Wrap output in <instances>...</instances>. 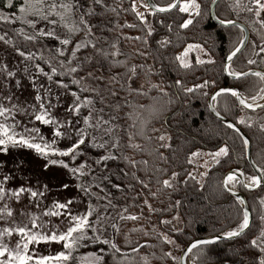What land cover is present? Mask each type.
Wrapping results in <instances>:
<instances>
[{
  "label": "snow or ice",
  "instance_id": "6c2138e0",
  "mask_svg": "<svg viewBox=\"0 0 264 264\" xmlns=\"http://www.w3.org/2000/svg\"><path fill=\"white\" fill-rule=\"evenodd\" d=\"M212 4L215 5L217 0H211ZM253 7L247 8L246 10L249 13L254 14V23L259 25V29L264 30V19H260L261 13L264 12V0H251ZM105 4V0H0V8H5L10 13L9 15L0 12V21L6 23H12L13 21H19L23 24H26L28 27L33 29V34L28 35L25 33L23 28H17L15 31L24 37L27 41H37L45 40V43L41 44V47H48L50 53H55V55H50L48 59H45L43 56L40 57L41 61L48 65L50 68L49 72L40 66V64L35 65V70L37 74L46 75L49 82H53V75L57 74L58 69L59 75L63 76L65 74L73 76L74 74L78 75L80 71L85 70L83 65L91 63L95 58V62L100 65L101 68L104 67L103 62H107L111 67L115 66H126V59L119 60L115 57L123 55L120 50L117 48V41H112L108 43V38L102 35L105 22L101 20L99 23L101 25V33L97 34L95 32L96 25L92 22V18L101 15L102 13H97L96 8ZM139 7L143 8L144 11L137 10L136 0H132L131 11L136 15L138 20L144 27L147 28V34L144 37H127L125 39L131 40H141L145 45L148 44L149 38L153 36L154 28L148 21V17L151 16L154 19L160 13H169L178 8L180 13H187L188 18L183 19L182 23L178 24L179 29H187L193 23V16H199L201 14V3L198 0H165L163 5H159L155 0H140ZM231 7L239 8L240 0H234V4ZM115 9H113L114 11ZM19 13V15H17ZM212 15V13H209ZM55 16L56 19L52 17ZM31 17V19H29ZM73 17L71 23H69V18ZM217 22L220 26L228 28L234 27L240 29V38L238 42L235 43L232 49L226 54V56L221 61L222 71L226 76L233 79H243L248 76H254L259 79L262 85H264V72L252 71L249 69L247 72L236 71L232 69L231 65L234 58L240 53L244 47L247 46L248 41L245 34L244 27L237 23L234 20L227 18L216 17ZM43 21L46 22V28L38 27V24ZM107 23H111L108 21ZM157 23L160 25L164 24L163 19L157 20ZM60 24L63 28L66 29V34L61 37L57 35L55 31V26ZM123 26L133 28L136 25L134 24H125ZM169 31H171V23L167 25ZM254 32H257V35L260 39L259 50H256L255 42H252L251 49L252 55L259 56L261 53H264V32L258 31L255 27L252 29ZM83 31L85 34V39L75 41V44H72L71 35L77 32ZM111 31V29H108ZM6 35V34H5ZM0 40H5L4 36H0ZM47 40H53L56 42L55 45H48ZM104 41V44H101V41ZM10 40H5V43H10ZM155 43L160 47H165L167 44H170L171 41L167 37L162 39L155 40ZM107 45L105 47L104 45ZM69 46H71V52L67 60H59L56 65L52 64L53 60H57V57H64L65 52L68 51ZM91 48L94 50L92 56H85L83 61L76 63V66H72L73 61L77 58V53L81 49ZM111 48L113 51H109ZM193 50L197 51V56L195 57L194 63L188 59V55ZM16 52L26 59H32L34 53L21 51L20 48H16ZM137 54L140 56H147L146 52H140L137 50ZM174 60L178 61V66L180 69L191 70L193 67H198L206 64H214L215 60L209 54V51L203 47L201 44H187L183 50L174 56ZM247 63L249 65L255 64L256 61L253 59H248ZM143 70L144 65H131L126 68L127 73L123 79L126 81V85L129 93H136L138 96H148V91H145V83H140L138 86L133 87L136 83V78L138 77L137 68ZM27 71V69H25ZM152 69L149 68L148 72L145 75H149ZM7 75L11 77L12 72H8ZM119 74H112L108 77L109 83L118 82ZM86 77L88 79L103 80L105 77L103 75L93 77L92 72L86 71ZM85 76H80L79 79L73 78L70 83L77 84L80 86V91H91L99 97L101 104L104 103L105 97L100 95L99 88H88L81 82L85 80ZM33 79V88H36L35 77ZM55 84L60 88L67 89L68 84H65L63 80H55ZM147 88L149 90L155 89L160 93L161 97H167L169 93L165 90V87L161 84H154L150 80L146 81ZM174 86L177 89H182L185 94H194L198 90L207 89L209 87L215 88L216 90L211 94L207 91H201L202 96H210V101L207 104V107L216 113L218 118H221L219 111H216V104L218 97L222 95H230L235 97L236 101L243 108L255 109V108H264V104H256L255 101L257 98H264V87H261L256 95L251 96L249 99L251 103L245 98L243 93L238 87H217V82L215 79L208 80L205 79L201 83H195L191 87L184 86L183 79L177 78L173 81ZM19 85V81H17ZM43 87V85H41ZM125 85H121V90ZM171 87V86H169ZM51 89H45V96L50 94ZM109 95L112 97L117 96L116 91L108 90ZM71 95L75 98L73 104L68 106V111L71 115H78L82 107H88V115L83 116V126L77 127L73 124L71 118L66 121H58L56 118L52 117L45 107V103L42 102L43 97L40 92L37 91L35 100L40 102L39 111H33L31 114L35 121H39L43 125H52V136L51 141H45L43 136H38L37 138L42 143L34 142V139L31 135L28 137L20 136L19 139H16L15 134H9L8 129L5 125L0 124V152H6L7 146L9 144L13 146H22L29 149L35 150L36 153L45 157L46 163L44 168L47 169L50 165H60L63 168L68 169L74 176L79 179L81 176L86 174H91V180L86 184H77V187L84 193L85 196L91 198L95 197L97 201L106 200L107 203L103 205L105 211L103 213H96V208L92 205L91 200H89L87 211L81 213H74L70 207L73 204L72 199H68L65 202L61 203L59 201H54L50 208L45 210V215L50 217H62L61 223L67 221L66 229H58L57 226H53L47 234L40 231H31L26 227H18L14 231L19 234H22L21 241L17 243V249L15 251L9 250L7 246L0 245V257L7 255V259H0V264H29L30 261H34V264H72L74 260L79 261L80 264H107L106 257H110L112 264H126V261L130 259L129 252L122 251L120 247L117 246L115 242L116 236L120 233L119 221L126 220H137L139 216L133 214H127V208H121L120 211L116 212V217H113L111 212L108 209L115 210L118 206L113 203V194L110 191L102 186L103 181H107L108 185L115 189L116 192L124 191V186L118 183H112L110 177L103 172L100 177H97L95 173V167L100 166L101 164L107 167V162L110 161H121L124 163L127 169H136L137 171L143 170L145 173L149 171L148 169V160L140 159L135 160L131 156L125 154L124 148H130L137 153H147L150 156H154L159 161L167 163L168 157L165 156L164 150H171L173 148L172 140L173 137L168 134L167 131H163L159 128H148V125L153 119H158L160 114L163 111L162 106L157 107L159 103L158 97H149L152 101L151 103L131 105L127 104L132 110L125 112L124 116L127 117V120L131 123L127 124L123 131L127 136V143H121L120 135H113L115 129L120 128L121 125L113 124L111 121L119 119V116L113 115L109 120L103 119L101 116H97L95 119V124L90 123L92 119V111H95V103L92 97H84L83 100L80 99L77 92H71ZM6 99H11V97H6ZM58 99V98H57ZM168 104L172 103L171 98L168 99ZM127 103V102H125ZM49 107H55L51 103V100L48 101ZM113 109L114 112H118L121 109L120 103H110L108 105ZM13 107H16L13 105ZM35 109V106H33ZM227 110V109H225ZM11 110L0 106V115L4 113H9ZM98 111H103V108ZM166 122V121H165ZM243 117L239 118L236 123L227 122L226 126L229 129H232L238 136L241 142V154H247L250 149L249 141L245 136L240 132V129L237 127V124L245 123ZM79 123V120L77 121ZM264 128V125H261ZM91 128L96 135H92L88 129ZM129 129H135V131H129ZM29 133L36 132L39 133V129L33 127L31 129H25ZM148 131L156 133V135H148ZM74 134V138H73ZM103 136H107L108 140H103ZM66 137L70 140V144L64 148H58L55 145L58 143L59 138ZM136 137H139L141 140L145 141L142 145L141 143L135 142ZM111 141L110 148L108 147L109 142ZM153 142H155V147H152ZM92 149L102 150L97 154L95 159H92L87 154L91 152ZM229 146L225 143L223 145L217 146L214 151L203 152L200 149L195 151H190L187 155V163H194V158L201 156H208L211 158L213 164H221L226 162L222 161L221 158L229 157ZM119 153L118 155L116 153ZM53 156L61 157H70L72 161H76L77 157L85 156V162L80 163L76 167H70L68 163L64 160L51 158ZM90 161V162H89ZM208 162L205 161V167H207ZM143 166V169L138 168ZM3 165H0L2 168ZM87 169V172H85ZM151 171L154 173L153 177L148 178V180L141 179L137 176L136 171H125L120 170L121 175L131 176L137 184L142 188L149 189V195L156 197L157 193L152 192L149 188V183L151 179H155L156 183L159 184L160 191L164 189L176 190V184L184 183L187 184L189 180L195 181V183L200 184V181L196 179V176L192 171L186 172L183 180H180V173L177 171H172L170 176L167 179H160L158 174L167 173L166 168L153 165ZM259 174H250L246 175L243 170L240 169H230L227 174L224 175L222 180V187L228 193H231L235 197L236 201L240 205L245 204V200L238 196L234 191L236 184H240L243 188L253 189L257 187H264V166H261L257 169ZM201 177L207 175V172L199 173ZM240 177H245L240 179ZM10 179L8 174H4L3 178L0 179V199H3L5 196H14L19 200L21 193L28 192L31 197H36L37 195H43V193H38L33 191L31 188H24L23 186L9 189L5 187V184ZM62 187L67 188L68 185L64 184ZM93 187L99 189V192L93 191ZM131 187L130 185L128 186ZM203 187V185H201ZM47 188V185H45ZM103 193V195H101ZM139 195V194H138ZM261 210L258 213L259 226L256 232H251V223H250V211L247 208H243L241 212L240 219L237 221V224L234 228L229 229L228 231L222 232L220 235H213L207 239H196L192 240L187 246L186 249H182V255L180 257L172 256V253L169 251L165 253L166 256H170L174 261H177L178 264H182L183 258L189 256L193 252V249L198 248L201 245H210L220 240L221 237L224 238H233L240 237L245 235L246 230H249L250 237L247 239L244 247L249 249V252L245 257H241L239 264H264V198H261L260 201ZM143 204L148 207L149 212L160 211L152 207L147 199L143 200ZM181 204L180 200H176L174 205L169 207H179ZM167 209H164L166 211ZM255 211V209H253ZM11 214L9 210V215ZM95 215L94 220H90L91 216ZM174 220H178L179 216L172 217ZM161 224H170L171 220L162 219ZM33 227H39L36 225L35 219H33ZM111 230L112 235H106V233ZM11 229L5 228L3 232H0V236L5 233L11 234ZM131 231H137V229H132ZM173 231H180L179 229H173ZM147 235V233H145ZM160 238L166 244H176V241L171 237L160 234ZM51 243L55 242L57 244H62V250L57 252L55 255L47 256H33L29 255V244H38V243ZM21 243L23 245L21 250ZM131 241L128 240L127 235H125V244H130ZM98 246L96 251L85 253L83 256H74V253L77 252L82 247L88 246ZM106 246V247H104ZM142 247H151L147 243L141 245L137 244L136 247L130 249L131 253H136ZM179 247V246H177ZM119 254V256H118ZM144 264H148L147 257H142Z\"/></svg>",
  "mask_w": 264,
  "mask_h": 264
},
{
  "label": "trees",
  "instance_id": "16d2710c",
  "mask_svg": "<svg viewBox=\"0 0 264 264\" xmlns=\"http://www.w3.org/2000/svg\"><path fill=\"white\" fill-rule=\"evenodd\" d=\"M198 1L201 3V14L193 16V23L187 29L178 28V24L182 23L183 19L188 18V14L180 13L178 8L169 13H160L155 19L151 17L154 33L149 38L148 44L145 45L142 39L131 40L124 38L125 36L144 37L147 34V28L140 23L136 15L131 11L132 0H105L104 5L96 8V12L102 13V16L97 15L92 18V22L96 25L95 32L97 34L101 33L99 22L103 20L105 26L102 35L108 38V43L117 41V48L123 55H119L115 59H126V66L111 67L107 62H103L104 67L101 68L94 58L91 63L86 62L83 65L85 70L80 71L78 75L69 76L65 74L61 76L59 75V69L57 74L53 75L54 79L63 80L65 84H68L69 90L77 92L81 100L86 96L92 97L96 110L103 108V111L119 116V119L115 120V122L117 125H121L120 128H117V135L121 136V143L123 144L127 143V136L124 134L123 129L127 124L131 123L124 116L125 112L132 110L127 104L147 105L152 102L149 97L160 98L157 107L162 106L163 111L158 119L151 121L148 128H159L167 131L173 137V148L171 150L160 149L169 158L168 162H161L147 153H137L125 147V154L131 156L133 159L148 160L149 171L147 173L143 170L127 169L121 161L107 162L106 168L104 164L95 167L97 177H100L103 172L110 177L112 183L124 186V191L116 192L115 189H112L108 185L107 181H103L102 183L106 191L112 192L114 197L113 203L118 206L115 210L108 209L112 216L116 217V212L120 211L121 208H127L125 215L133 214L139 216L137 220L119 221L120 233L116 236L115 242L122 251L129 252L130 259L126 261V264H144L142 257L145 256L148 259V264H178L170 256L165 255V253L170 251V244H166L160 238L162 232L158 228L172 233L180 244V247L177 248L174 254L171 252L172 256L175 257H180L181 250L196 238L221 234L234 228L240 219L243 207L236 201L234 196L223 189V177L227 171L233 168L242 169L246 175L256 174L248 160L247 154H241V142L237 134L232 129L227 128L226 123L218 119L211 109L207 107L210 96L201 95V91H207L211 94L216 89L209 87L198 90L194 94H185L182 89H177L173 84V81L177 78H182L184 86L187 87H191L195 83H201L205 79H215L217 87L236 86L240 88L247 99L256 95L260 88L264 87L257 77L248 76L237 80L223 73L221 61L229 50L233 48L235 43L238 42L240 29L231 26L228 28L220 26L213 19L212 15L209 14L211 13V0ZM244 1L240 0L239 8L231 7L234 4V0H220L216 6V14L219 18L241 21L248 26L251 33L248 45L232 62L231 67L236 71L243 72L249 69L264 70V53L254 56L251 49L252 42L256 44L255 37L257 35V32L252 30L253 27L261 32H264V30L259 29V25L254 23V14L246 10L248 7L246 4H242ZM155 2L163 5L165 0H155ZM113 9L115 10L113 11ZM159 19L164 20L163 25L157 23ZM108 21H111V23H107ZM126 23L136 26L133 28L123 26ZM169 23H171V31L167 28ZM17 28H23L19 21H13L12 23L0 21V34L10 40L15 47L20 48L26 53H34V58L38 64H40L45 72H49L50 68L41 61L40 57L43 56L45 59H48L50 55H55V53H50L48 47H41V44L45 43V40H40L39 42L25 40L23 36L15 31ZM108 29H111V31H108ZM162 35H166L171 41L170 44H167L163 48L155 43V40L161 39ZM79 37L85 38L83 31L78 32V36L71 39L73 45L74 40L79 39ZM46 42L48 45L56 44L53 40H47ZM189 42H199L207 46L213 54L215 63L193 67L191 70L180 69L178 61L174 60V56L179 54ZM101 44H104L103 40ZM104 46L107 47L106 44ZM108 50L113 51L111 48ZM137 50L146 52L147 56L138 55ZM256 50H259L257 44ZM70 52L71 46L65 52L64 57H57V60H53L52 64L56 65L61 59L67 60ZM93 52L94 50L91 48L81 49L77 53V58L73 61L72 66H76L77 62L83 61L85 56H92ZM248 59H253L256 63L249 65L247 63ZM141 64L144 65V68L143 70L139 67L137 68L139 75L133 87L138 86L140 83H145L144 90L148 91V96H138L134 92L130 94L126 81L123 79L124 76L130 75L126 71L127 67ZM149 68L152 69L151 73L145 75ZM86 71L92 72L93 77L103 75L105 78L103 80L88 79ZM114 73L119 74L118 82L109 83L108 77ZM80 76L86 77L81 83L88 88H99L100 95L105 97L103 104H101L99 97L95 93L91 91L81 92L79 85L70 83L71 79H79ZM148 80L154 84L164 86L169 95L161 97L157 90H149L146 84ZM122 84L125 85L123 90H121ZM108 90L116 91L117 96H110ZM169 98L172 100L171 104L167 102ZM113 102L121 104V109L118 112H114L108 106ZM215 104L216 109L233 123H236L241 117L245 119V123L237 125L250 138L252 156L256 165L259 168L264 166V128L261 127V125H264V108L256 111L248 110L240 106L235 97L230 95L218 97ZM88 110V107H82L79 116H85ZM129 131H135V129H129ZM147 134L156 135V133L150 131ZM135 142L142 145L145 143L139 137H136ZM225 143L230 149L229 157L222 158V161L226 160V162H222L219 165L214 164L207 172L205 180L200 182V184L189 180L187 184H176V190L164 189L160 191L161 186L156 183L154 178L151 179L149 188L152 192L157 193L156 197L149 195V189L142 188L130 175L123 176L120 172L121 169L136 171L138 177L148 180V178L154 176V173L151 171L153 165H157L168 170L167 173L158 174L161 180L170 176L172 171L179 172V179L183 180L186 172L190 171L191 164L187 163V155L190 151H195L196 149L215 150L217 146ZM152 147H155V142H153ZM101 151L99 149H92L87 155L95 159ZM116 154L118 155L119 153L117 152ZM57 157L68 163L70 167H76L77 162H85V156L77 157L76 161H72L70 157ZM138 168L143 169V166L138 165ZM85 172H87V169H85ZM91 178V174H86L79 179L90 181ZM87 181H85V184ZM129 185L131 186L130 188L128 187ZM237 185L238 189L246 196L253 214L251 232H256L259 226L258 213L261 210L259 201L261 198H264V187L250 191L243 188L240 184ZM92 190L99 192V189L95 187ZM92 198L96 200L94 196ZM144 199H147L153 208L160 211L149 212L148 207L143 204ZM176 200L181 201L180 206L178 208L169 207L170 205H174ZM98 202L102 205L107 203L106 200ZM164 209L167 210L164 211ZM176 213H179L183 220V226L178 232L173 231L172 222L166 225L160 223L162 219H167ZM116 219L118 220V217ZM134 228L137 231H131ZM106 235L111 237V230ZM125 235L131 241L130 244H125ZM249 237L250 232L248 230L245 235L233 240H220L210 245H201L193 249L191 253L193 264H239L241 257H245V260L247 259L246 254L249 252V249L245 248L244 245ZM145 243L151 245V247H142L136 253L130 252L132 247ZM97 247L93 245L89 246L88 249L94 248L96 250ZM106 261L107 264H112L110 257H106ZM72 264H80V262L74 260Z\"/></svg>",
  "mask_w": 264,
  "mask_h": 264
},
{
  "label": "rangeland",
  "instance_id": "374dc122",
  "mask_svg": "<svg viewBox=\"0 0 264 264\" xmlns=\"http://www.w3.org/2000/svg\"><path fill=\"white\" fill-rule=\"evenodd\" d=\"M136 3L137 10L144 11L143 8L139 7L140 0H136ZM242 4H246L248 8L253 7L251 0H245ZM0 12H3L6 15L10 14L5 8L0 9ZM52 18L56 19L55 16ZM29 19H31V17H29ZM260 19H264V12L261 13ZM71 20L72 17L69 18V23H71ZM148 21L152 26L151 16L148 17ZM21 26L27 34H33L32 28L23 23H21ZM38 27L46 28V22L41 21L38 24ZM55 31L57 35L61 37L66 34V29L60 24L55 26ZM0 36L3 35L0 34ZM75 36H78V32L72 34L71 39ZM163 37L167 36L162 35L160 38L162 39ZM83 39L85 38L79 37L77 40ZM5 40L8 39L5 37ZM5 40H0V106L9 108L11 111L0 115V124L5 125L9 134L14 133L16 139H19L20 136L28 137L31 135L33 138H36L34 139V142L37 143H42L37 138L38 136H43L45 141H51L53 139L52 125H43L39 121H35L31 115L34 110L39 111L40 102L35 100L36 93L39 91L43 97L42 102L45 103V107L48 109L52 117L56 118L58 121H66L71 118L74 125L82 127L83 117H80L79 114L71 115L68 111V106L73 104L75 99L71 95L72 91L68 88L65 89L58 87L54 82L56 80L54 78L53 82L50 83L46 75L37 74L35 65L38 64V62L35 58L26 59L25 57L20 56L16 52V48L18 47H15L11 42L5 43ZM77 40H74V44ZM255 40L258 47H260V39L258 35H256ZM190 43L203 45V47L207 49L209 54L213 57L210 49L203 43L189 42L187 44ZM197 54V51L193 50L189 53L188 59L194 63ZM25 69H27V71H25ZM8 72H12L13 75L9 77L7 75ZM33 77H35L36 88H33ZM17 81H19V85H17ZM41 85H43V87H41ZM48 88L51 89L50 94L45 96V89ZM6 97H11V99H6ZM49 100H51V103L54 104L55 107H49ZM261 101H264V98H257L255 102ZM13 105L16 107H13ZM33 106H35V109ZM89 110L85 115H88ZM98 115L103 117L105 120H109V118L113 116L110 112L95 110L92 111V119L90 123L95 124V119ZM78 120L79 123H77ZM111 122L116 124L115 120ZM33 127L39 129V133H29L28 131H25V129H31ZM88 131L92 135L97 134L91 128H89ZM113 135H117V129L114 130ZM108 139L109 138L107 136H103V140ZM69 144L70 140L66 137H62L59 138L58 143L55 146L62 149ZM110 144L111 141L108 145L109 148ZM200 150L203 152L214 151L204 149ZM51 158L59 159L57 156H53ZM205 161L208 162L207 167L204 166ZM45 163V157L36 153L35 150L19 145L13 146L9 144L6 152H0V165H3V167L0 168V179L3 178L4 174H8L10 177L8 182L5 184L6 188L15 189L23 186L24 188H31L33 191H37L38 193H43V195L31 197L28 192H24L21 193L19 200H17L14 196H5L3 199H0V232H3L5 228L13 230L11 231V234L5 233L0 236V245L7 246L9 250L15 251L17 249L18 241H21L22 234L14 231L18 227H26L31 231H40L45 234H47L54 225L57 226L58 229H66L67 221L61 223V220L63 219L62 217H50L45 215V210L50 208L54 201L63 203L68 199H72L73 204L70 206L72 211L74 213H81L87 211L89 200H91L92 205L96 208L97 214L105 211L102 204L93 198L91 199L85 196L84 193L77 187V184H85V181H87L86 179H77V177L69 172L68 169L63 168L60 165H50L47 169H45ZM80 163H82V161L77 162V165ZM213 165L214 164L212 163L210 157L201 156L194 158V163L191 164L190 171L193 172L200 182H203L206 175L201 177L199 173L208 172ZM64 184H67L68 187H62ZM45 185H47V188H45ZM235 190H239L237 184ZM9 210L11 212L10 215ZM177 215L179 216L178 220L172 219V217ZM33 219H35L36 225L39 227H33ZM89 219L94 220L95 215L91 216ZM167 219L171 220L173 229L180 230L182 228L183 220L179 213H176ZM158 229L162 232V234H165L176 241V244H170V252L174 254L177 251V248L180 247V244L174 238L172 233L161 230L160 228ZM22 247L23 245L21 243V250ZM88 247L80 248L74 253V256H83L85 253L96 251L94 248L88 249ZM61 250L62 244H57L55 242H41L38 244H29L28 254L33 256H47L55 255ZM7 258L6 254L4 257H0V259ZM186 258H188V264L194 263L191 253ZM29 264H34V261H30Z\"/></svg>",
  "mask_w": 264,
  "mask_h": 264
},
{
  "label": "water",
  "instance_id": "95a60500",
  "mask_svg": "<svg viewBox=\"0 0 264 264\" xmlns=\"http://www.w3.org/2000/svg\"><path fill=\"white\" fill-rule=\"evenodd\" d=\"M219 2V0H217V3ZM217 3L215 4V5H213V4H211V13H212V17H213V19H215L216 20V22H217V19H216V17H218L217 16V14H216V5H217ZM234 21H236L237 23H239L240 25H242L243 27H244V30H245V34H246V37H247V41H248V43H249V40H250V35H251V33H250V29L248 28V26L246 25V24H244L243 22H241V21H238V20H234ZM248 45V44H247ZM246 47H244L243 48V50L245 49ZM243 50L240 52V53H238V55L234 58V60L243 52ZM233 60V61H234ZM252 71H260V72H264V70H262V69H251ZM247 71H249V70H247ZM247 71H244V72H247ZM222 87H236V86H222ZM240 89V88H239ZM241 91V90H240ZM246 98V97H245ZM247 99V98H246ZM248 100V102L249 103H251L252 101L251 100H249V99H247ZM209 101H210V98H209ZM215 103V102H214ZM256 104H264V101H261V102H255ZM246 109H248V110H252V111H256V110H260V109H263V108H255V109H249V108H246ZM212 111V110H211ZM216 111H218L217 109H216ZM212 113L216 116V113L214 112V111H212ZM221 114V113H220ZM217 117V116H216ZM221 117L223 118V119H221V118H218V119H220V120H222L223 122H225L226 124H227V122H232L230 119H228V118H226V117H224L222 114H221ZM233 123V122H232ZM237 127L240 129V132L245 136V138H247L248 139V141H249V145H250V149H249V152L247 153V157H248V160H249V162H250V164H251V166H252V168L254 169V171L256 172V174H259L258 172H257V169L259 168L257 165H256V163H255V161L253 160V156H252V144H251V141H250V138L248 137V135L242 130V128H240L238 125H237ZM233 169H235V168H233ZM240 170H242V169H240ZM228 172V171H227ZM227 172L225 173V174H227ZM245 177H240V179H244ZM259 187H257V188H253V189H247V190H250V191H252V190H256V189H258ZM246 189V188H245ZM234 191L236 192V194L238 195V196H240V197H242L244 200H245V204L242 206L243 208H247V209H249V211H250V223L252 224V220H253V214H252V211H251V209H250V206H249V203H248V200H247V198H246V196L241 192V191H239V190H235L234 189ZM229 194H231V193H229ZM248 230H246V232H247ZM217 235H220V234H217ZM209 237H211V236H209ZM209 237H202V238H196V239H207V238H209ZM241 237V236H240ZM236 238H239V237H233V238H224V237H221V239L220 240H233V239H236ZM196 239H194V240H196ZM220 240H218V241H220ZM184 249H186V246L184 247ZM182 255V252H181V254H180V256ZM182 264H186V257H184L183 258V262H182ZM213 264H217V263H213Z\"/></svg>",
  "mask_w": 264,
  "mask_h": 264
},
{
  "label": "bare ground",
  "instance_id": "6f19581e",
  "mask_svg": "<svg viewBox=\"0 0 264 264\" xmlns=\"http://www.w3.org/2000/svg\"><path fill=\"white\" fill-rule=\"evenodd\" d=\"M186 264H188V258H186Z\"/></svg>",
  "mask_w": 264,
  "mask_h": 264
}]
</instances>
